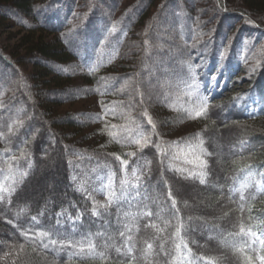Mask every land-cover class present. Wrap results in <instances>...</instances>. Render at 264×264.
Returning a JSON list of instances; mask_svg holds the SVG:
<instances>
[{"label":"trees","instance_id":"obj_1","mask_svg":"<svg viewBox=\"0 0 264 264\" xmlns=\"http://www.w3.org/2000/svg\"><path fill=\"white\" fill-rule=\"evenodd\" d=\"M45 1L0 0V25L14 19L3 14L9 6L38 21L40 17L31 16L32 9ZM215 1L219 10L233 12L242 23L234 37L242 32L259 36L261 69L251 87L260 108L249 114L247 103L239 104L233 97L208 106L201 134L209 154L203 183L170 167L160 127L150 124L145 113L151 109V85L142 77L143 62L135 73H111L138 20L120 42L114 41L113 31L105 38L102 32L93 34L87 41L82 33L69 35V41L62 40L68 51L39 28L23 38L17 52L24 60H48L67 77L71 70L82 71L78 79L102 100V113L92 118L101 127L91 140L72 114L59 115L60 98L51 101L46 95L67 93L72 81L54 74L50 65H35L38 70L29 83L25 79L19 83L16 77L0 84V181L16 180L0 199V229L7 234L0 239V264L264 263V186L257 187L264 184V0ZM53 2L47 6L51 10L42 13L43 27L54 22L50 30L59 28L55 17L61 24ZM172 2L165 0L159 7L167 11ZM217 35L218 31L214 37L219 39ZM2 52L1 64L9 70L15 67ZM125 82L128 88L119 92ZM125 105L135 119L121 123L120 108ZM219 150L223 156L217 155ZM47 164L56 166L55 171L59 168L52 176L58 182L55 185L52 178L51 188L42 193L37 176ZM124 165L136 177L115 200L108 192L99 194L98 187L97 192L80 187L79 179L99 169L98 175L117 179L113 173ZM188 188L209 199L206 206L191 203ZM92 198L102 206L96 207Z\"/></svg>","mask_w":264,"mask_h":264},{"label":"rangeland","instance_id":"obj_2","mask_svg":"<svg viewBox=\"0 0 264 264\" xmlns=\"http://www.w3.org/2000/svg\"><path fill=\"white\" fill-rule=\"evenodd\" d=\"M53 1L56 2L53 11L61 16V24H58L55 17V25L59 28L50 30L48 27L51 25L46 26L47 28L43 27L46 24L42 22V13L47 14V11L51 10L47 6H52ZM171 1H173L171 6H167V11H164L159 6L164 5L165 0L159 3L158 0H46L39 8L35 6L32 15L30 14L40 17L38 21L26 17L29 14L9 6L3 14L5 17L11 14L14 19L0 25V49L3 51L2 55L12 60L11 65L15 67L9 70V67L0 62V84L4 86L6 81L11 83L14 81L12 78H18L19 83L23 79L29 83L38 70L37 65L44 67L50 65L54 74L72 81V85H67L72 90L62 93L61 96L52 93L46 96L51 101L52 97L60 98L59 115L72 114L73 119L80 121L79 127L84 129L83 135L91 136V140L95 139L97 137L95 131L101 126L96 125L92 118L93 115L102 113V100L88 93L87 88L78 79L82 71L74 69L73 73L71 70L72 74L67 77V74L62 75L61 72L64 70L60 69L59 65L48 60L38 61L37 58L24 60L25 56L17 52V49L23 45V38L37 28L45 31L49 40H60L64 47H66L62 41L64 38L69 41V35L76 37L79 33H82L87 41L92 40L90 37L93 34L95 37L102 32L101 38H105L106 32L113 31L116 32L114 41L120 42L138 20L126 50L116 62L115 68L111 69V73L114 76L135 73L139 64L143 62L140 66L143 70L142 77L151 85V90L148 91L151 109L148 107L145 113L148 121L151 119L152 123L155 122L160 127L170 167L204 181L209 154L201 134L204 130L203 119L208 106L212 102L233 97L239 104L247 103L246 109L249 114L256 113L260 108L258 97L251 87L252 79L261 69L262 57L258 46L260 39L259 36L251 37L242 32L237 38L238 41L231 43L228 49L227 45L223 44V39L227 41L242 24L239 18L232 15L233 12L219 10L215 0ZM219 22H222L220 27ZM61 29L62 34L57 32ZM216 31H218L217 38L220 39L217 45L214 43ZM249 43L251 44L248 45ZM170 48L171 50L167 52ZM65 49L67 50V47ZM15 56L22 58L17 59ZM71 64L77 63L73 61ZM67 68L72 69V65H67ZM57 69L62 71L58 73ZM124 86L119 92L128 88L127 82ZM131 118L135 119V116H132L126 105L121 107L118 122L127 123ZM133 129L136 132L140 131L135 126ZM81 137L82 135L76 139L72 138V142L79 141ZM217 155L223 156V152L219 150ZM57 158L58 156L55 159ZM128 169V165L117 167V173L112 172L117 176L114 180L111 174L98 175L101 169L96 170L93 175L86 174L79 179L80 187L90 192H97L96 187H98L99 194L103 193L105 196L107 194L105 192H108V197L115 200L130 180L136 177L135 173H130ZM10 178V184L6 179L0 181V199L9 193L10 185L16 183V180L13 183V178ZM55 180L56 185L58 179ZM50 184L40 185L39 190L44 193L46 189L51 188ZM263 186V183L257 185L258 189H262ZM187 191L191 203L193 201L195 205L206 206L205 196L198 195L197 190L191 188ZM27 193L30 196V191ZM92 200L96 207L102 206L101 202L94 198ZM102 202L104 203L103 200ZM1 231L0 229V239L7 236L6 232Z\"/></svg>","mask_w":264,"mask_h":264},{"label":"bare ground","instance_id":"obj_3","mask_svg":"<svg viewBox=\"0 0 264 264\" xmlns=\"http://www.w3.org/2000/svg\"><path fill=\"white\" fill-rule=\"evenodd\" d=\"M180 20V19H179ZM225 31V30H224ZM225 32H228V31H225ZM230 37V36H229ZM228 37V38H229ZM238 38V37H237ZM237 38L236 37H234L233 35L229 38V39H227V41H225V38L223 39L224 40V42H223V44L224 45H227V47H228V49H230V47H231V43H236L238 40H237ZM170 39V38H169ZM215 41H214V43L217 45L219 42H220V39H214ZM222 40V41H223ZM230 41V42H229ZM251 43H249L248 45H250ZM171 50V48L170 49H168L167 50V52H169ZM161 51V50H160ZM162 52V51H161ZM167 52L165 51V54H167ZM56 166H53V165H49V164H47L46 165V168H45V170L44 171H41L39 174H38V176H37V184H39V185H45V184H47V183H51L52 182V176L53 175H57V174H59V168L55 171L54 169H56L55 168ZM55 178V177H54ZM53 178V179H54ZM47 190V189H46ZM49 190V189H48ZM39 193V192H38Z\"/></svg>","mask_w":264,"mask_h":264},{"label":"snow or ice","instance_id":"obj_4","mask_svg":"<svg viewBox=\"0 0 264 264\" xmlns=\"http://www.w3.org/2000/svg\"><path fill=\"white\" fill-rule=\"evenodd\" d=\"M150 124L152 123V121H151V119H149V121H148ZM153 127H154V125H153ZM119 159V158H118ZM121 163L122 164H126L127 162L126 161H121ZM201 183H203V180H201ZM174 203V202H173ZM43 235V234H42ZM149 247H151L150 245H149ZM262 259H264V257H262Z\"/></svg>","mask_w":264,"mask_h":264}]
</instances>
